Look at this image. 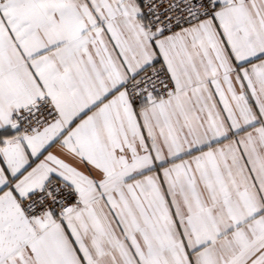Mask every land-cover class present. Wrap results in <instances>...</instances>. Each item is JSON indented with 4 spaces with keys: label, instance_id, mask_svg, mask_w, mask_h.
<instances>
[{
    "label": "snow or ice",
    "instance_id": "snow-or-ice-1",
    "mask_svg": "<svg viewBox=\"0 0 264 264\" xmlns=\"http://www.w3.org/2000/svg\"><path fill=\"white\" fill-rule=\"evenodd\" d=\"M0 264H264V0H0Z\"/></svg>",
    "mask_w": 264,
    "mask_h": 264
}]
</instances>
